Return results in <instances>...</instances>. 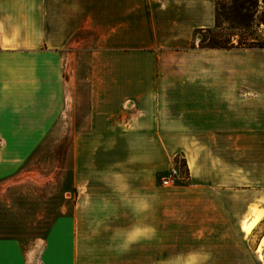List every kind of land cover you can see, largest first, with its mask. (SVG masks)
<instances>
[{"label":"crops","instance_id":"1","mask_svg":"<svg viewBox=\"0 0 264 264\" xmlns=\"http://www.w3.org/2000/svg\"><path fill=\"white\" fill-rule=\"evenodd\" d=\"M214 26L215 0H0V190L46 179L32 157L70 132L74 196L0 264L157 261L184 213L264 264V49L200 48Z\"/></svg>","mask_w":264,"mask_h":264},{"label":"rangeland","instance_id":"2","mask_svg":"<svg viewBox=\"0 0 264 264\" xmlns=\"http://www.w3.org/2000/svg\"><path fill=\"white\" fill-rule=\"evenodd\" d=\"M219 3L231 0H218ZM254 17L236 19V15L221 11L220 35L234 34L233 42L248 37L264 41V1L258 0ZM232 28V29H231ZM212 29V28H211ZM213 34L203 31L196 35L197 43L205 41ZM70 132L60 142L54 137L42 145L32 157L30 166L42 170L46 179L42 182H19L8 189L0 190V237H17L28 246L42 239L50 230L53 222L62 216H70L74 196L71 194V147ZM67 192V193H66ZM198 213H184L183 219H175V228L169 234H161L163 240L176 239V242L158 244L157 261H144L142 264H254L246 257L249 250L240 243V237L231 229L220 234L216 227L203 228L194 216ZM188 217L190 219H188ZM188 219V220H187ZM117 229H96L95 235L120 237ZM166 238H164V237ZM227 240L228 242H223ZM223 242V243H221ZM118 244L94 245V251L121 250ZM101 248V249H100ZM132 250L134 247H131ZM130 248V249H131ZM249 251L253 250L251 247ZM140 264L141 261L128 260L127 264Z\"/></svg>","mask_w":264,"mask_h":264},{"label":"trees","instance_id":"3","mask_svg":"<svg viewBox=\"0 0 264 264\" xmlns=\"http://www.w3.org/2000/svg\"><path fill=\"white\" fill-rule=\"evenodd\" d=\"M258 2V0H231L219 3L218 0H215V26L212 29L206 30L207 33L213 35L208 39V43H205V41L200 42L199 47L202 49H264V41H258L257 38L251 36L242 40H238V44L235 45L233 38L236 35L228 34L226 37L225 35H220V32L223 30L222 26L220 25V19L222 16L221 11L225 10V12L227 11L236 15V19L248 20L254 17V14L257 12L259 7ZM199 33L201 32H198L197 34Z\"/></svg>","mask_w":264,"mask_h":264},{"label":"built area","instance_id":"4","mask_svg":"<svg viewBox=\"0 0 264 264\" xmlns=\"http://www.w3.org/2000/svg\"><path fill=\"white\" fill-rule=\"evenodd\" d=\"M183 181V175L178 168L169 170L160 181L161 186L165 188L175 187Z\"/></svg>","mask_w":264,"mask_h":264}]
</instances>
